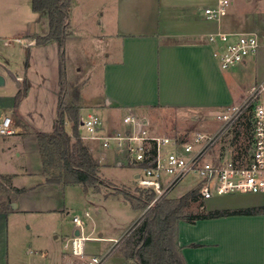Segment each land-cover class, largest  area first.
I'll use <instances>...</instances> for the list:
<instances>
[{
    "label": "crops",
    "instance_id": "crops-1",
    "mask_svg": "<svg viewBox=\"0 0 264 264\" xmlns=\"http://www.w3.org/2000/svg\"><path fill=\"white\" fill-rule=\"evenodd\" d=\"M31 1L0 0V38H6L7 44L20 37L28 40L24 74L15 77L16 92L25 83L26 93L12 118L13 133L0 136V174L13 175L16 188L32 187L14 198L16 208L11 212H0V264H6L8 216L17 212H58L51 201H42L40 197H52L55 202L60 195H57V188L63 189L46 184L41 174L36 133L51 132L54 128L60 92L59 56L55 42L35 45L33 35L42 36L48 32V16L34 13ZM261 1L233 0L227 15L216 21L204 15V10L214 6L216 0H73L70 35L73 36L71 30H76L79 17H87L95 28V34L89 33L104 48V60L98 63L101 86H97L101 96L94 99V104L82 106L80 116L98 114L103 122L101 134H105L121 128L117 120L120 115L114 112L122 111V117L128 112L149 115L154 110L197 113L200 118L213 121L218 111L242 105L248 100L247 91L250 93L258 85H264V39L257 52L243 63L221 70L213 51L222 45L208 43L207 36L222 30L230 34L261 31L257 34L264 37V10H247V6L260 5ZM260 91L257 89L258 96ZM261 92L264 96V90ZM257 99L254 104L264 107V97L262 104L257 103ZM29 100L35 102L32 118L38 115V120H32L34 126L20 120L31 114L24 105ZM98 111L102 115L108 113V121L104 122ZM42 113L48 116L43 124L39 119ZM115 120L118 121L116 127ZM66 131L70 133L69 125ZM84 142L100 165H107L102 162L106 151L100 143ZM112 153L116 166L131 167L122 155L113 150ZM31 176H36L37 180L29 186L16 182ZM253 195L260 196L259 200L249 199L238 204H231V198L209 203L213 198L227 195L200 199L205 211H259L198 219L192 223L181 221L177 243L186 264H264V195ZM30 205L35 209L28 208ZM70 239L63 245L65 252L56 256L59 264L77 261L66 249Z\"/></svg>",
    "mask_w": 264,
    "mask_h": 264
},
{
    "label": "rangeland",
    "instance_id": "rangeland-1",
    "mask_svg": "<svg viewBox=\"0 0 264 264\" xmlns=\"http://www.w3.org/2000/svg\"><path fill=\"white\" fill-rule=\"evenodd\" d=\"M263 1H261L260 5L251 4L247 6V10L263 11ZM15 18L21 19V17ZM79 20L76 30L74 32L71 30L73 36L69 35L66 41L67 63L65 76L67 91L70 93L72 88L78 89L82 107L94 104L93 102L101 96V89L99 90L97 86L101 84L98 63L102 59L104 60V48L97 40H93L94 38L89 33L95 34V28L90 23L92 20L89 21L87 17H79ZM257 32L262 33L261 31ZM86 35H88V38L84 37ZM27 44V38L20 37V40H13L9 44H7L6 38H0V77L3 79V84L0 85V120L7 115L12 122L13 115L17 113L16 108L13 107L14 94L18 88L15 77L16 75L24 74ZM46 68H49L48 61ZM262 86L263 89H261ZM257 89L264 90V85H258L250 93L247 91L245 97L249 99ZM261 91L259 96L256 95L258 98L256 101L260 104L263 103L264 97ZM24 105L29 112L31 111V114L26 117H20V120H23L25 125L29 123L34 126L32 120L38 117L37 115L32 118V112L36 109L34 108L35 102L29 100ZM250 111L251 109L247 112L245 118H242L248 123L251 119ZM98 113L104 117V122L109 118L107 117L108 113L105 115H102L100 111ZM114 114L120 115L117 120L121 124L123 112H114ZM148 116L151 120L152 133L158 135L174 136L186 132L211 133L219 126L218 123L205 119L206 117L200 118L197 113L177 114L169 111L159 112L154 110ZM39 119L43 124L44 121L48 120V116L42 113ZM117 120H115L114 127L118 125ZM238 120L241 122L240 118ZM233 129L234 126L220 136L213 148L214 155L222 152L225 147L231 144L234 136ZM241 141L243 140L238 142ZM238 142L234 143L232 149L238 145ZM105 151V157L102 162H106L107 165L102 164L100 167V176L108 181L107 187H101L97 192L79 185H68L63 187V189L57 188V195L60 194L57 201L53 202L52 197L45 198L43 196L40 197V200L51 201V205L55 206L58 212H17L8 216L6 264H59L56 256L58 253L65 252L63 245L71 238L75 230H79V227L72 221L74 217L81 219L82 235L88 238L84 242L85 254H102L106 249L112 247L114 241H118L107 253L105 264H133L131 260L124 258L121 251L122 242L126 232L137 219L145 214L147 207L141 210L131 207L137 204L133 197L139 196V191L142 190L135 184V171L131 167L116 166V158L113 156L112 150L106 149ZM36 180V176H31L16 182H19L18 184L21 186H29ZM196 183L197 180L193 175L187 176L158 201H177L181 196L196 188L197 186H194ZM121 190L126 191L129 196L125 198L117 194ZM10 193L13 201L18 194ZM5 195V192L0 193V205L4 197H6ZM259 197L253 194H228L223 198H213L209 200V203L218 200H228V198L233 199L230 202L231 204H238V202H245L249 199L255 202L259 200ZM12 201L8 212L12 211L11 204L15 203ZM195 207L196 204L191 207V212L195 213L198 211ZM28 208L35 209L32 205ZM61 208L63 209L61 210ZM86 212L89 214L88 217H85Z\"/></svg>",
    "mask_w": 264,
    "mask_h": 264
},
{
    "label": "built area",
    "instance_id": "built-area-1",
    "mask_svg": "<svg viewBox=\"0 0 264 264\" xmlns=\"http://www.w3.org/2000/svg\"><path fill=\"white\" fill-rule=\"evenodd\" d=\"M233 0H216L212 7L204 10L205 18L219 21L225 17ZM261 37L256 32L230 34L222 30L210 33L208 43L218 44L213 57L221 70L230 69L254 55L260 47ZM263 89V86L261 87ZM260 90V89H259ZM255 91L242 105L218 112L213 122L219 124L213 132H186L174 136L152 133L151 120L147 114L128 112L122 117L121 128L101 134L103 122L93 113L80 116L79 131L83 140H94L102 149L119 153L135 171V184L142 190L154 194L147 206L149 209L162 196L171 191L187 176L197 180L200 199L228 194L264 195V107L255 105ZM251 108L248 148L242 157H234L231 150L213 154V148L221 135ZM13 133L10 117L0 120V136ZM164 177V178H163ZM89 214L86 212L85 217ZM79 227L78 236L72 235L66 249L77 261L72 264H105L107 253L118 242L102 254L88 256L83 243L82 222L72 219Z\"/></svg>",
    "mask_w": 264,
    "mask_h": 264
},
{
    "label": "trees",
    "instance_id": "trees-1",
    "mask_svg": "<svg viewBox=\"0 0 264 264\" xmlns=\"http://www.w3.org/2000/svg\"><path fill=\"white\" fill-rule=\"evenodd\" d=\"M73 0H32L34 13H46L48 16V32L45 35H33L35 45H45L55 42L58 46L60 92L56 106L54 128L51 132H37L36 142L41 160L42 176L46 184L65 187L79 185L99 191L107 187L108 181L100 176V162L95 158L89 147L81 138L79 131L81 102L78 89H66V52L65 46L70 35V10ZM26 93L24 83L13 98L16 108ZM252 108L250 105L244 114L236 121L231 144L224 148L232 151L234 157H242L248 148L250 122H245V115ZM237 124V126H235ZM69 125L70 133L66 131ZM232 126V127H233ZM236 128V129H235ZM239 140H243L238 142ZM238 145L232 149L234 143ZM13 175L0 174V193L6 197L0 205V212L7 213L10 208V192L21 194L31 188H16L12 183ZM6 184V185H5ZM120 194L127 198L124 190ZM154 194L139 191V196L133 197L137 202L131 206L136 210L146 208L153 200ZM196 204L197 212H191ZM132 205V204H131ZM200 202L199 188L181 196L177 201H156L137 219L126 232L121 251L127 260L133 264H186L180 246L177 243V229L181 221L192 223L198 219L217 218L228 215L254 214L257 209L215 210L205 211Z\"/></svg>",
    "mask_w": 264,
    "mask_h": 264
},
{
    "label": "water",
    "instance_id": "water-1",
    "mask_svg": "<svg viewBox=\"0 0 264 264\" xmlns=\"http://www.w3.org/2000/svg\"><path fill=\"white\" fill-rule=\"evenodd\" d=\"M2 84H3V79H2V77H0V85H2ZM11 207L12 208H15L16 207V204L15 203H12L11 204ZM78 234H79V231L76 230L75 233H74V235L78 236Z\"/></svg>",
    "mask_w": 264,
    "mask_h": 264
}]
</instances>
